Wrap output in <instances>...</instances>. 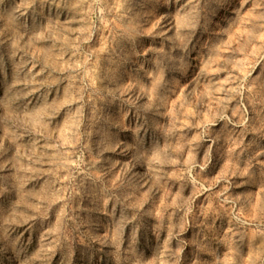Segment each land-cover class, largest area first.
<instances>
[{
	"label": "rangeland",
	"instance_id": "rangeland-1",
	"mask_svg": "<svg viewBox=\"0 0 264 264\" xmlns=\"http://www.w3.org/2000/svg\"><path fill=\"white\" fill-rule=\"evenodd\" d=\"M0 264H264V0H0Z\"/></svg>",
	"mask_w": 264,
	"mask_h": 264
}]
</instances>
